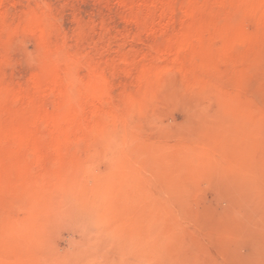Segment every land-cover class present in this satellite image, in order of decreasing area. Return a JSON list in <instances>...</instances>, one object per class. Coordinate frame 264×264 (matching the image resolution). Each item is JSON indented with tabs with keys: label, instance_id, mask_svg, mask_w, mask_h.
<instances>
[{
	"label": "rangeland",
	"instance_id": "374dc122",
	"mask_svg": "<svg viewBox=\"0 0 264 264\" xmlns=\"http://www.w3.org/2000/svg\"><path fill=\"white\" fill-rule=\"evenodd\" d=\"M0 264H264V0H0Z\"/></svg>",
	"mask_w": 264,
	"mask_h": 264
}]
</instances>
